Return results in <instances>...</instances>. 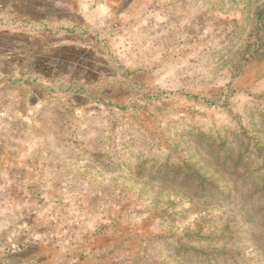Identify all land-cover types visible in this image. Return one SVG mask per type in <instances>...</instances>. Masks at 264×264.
Here are the masks:
<instances>
[{
  "label": "rangeland",
  "instance_id": "obj_1",
  "mask_svg": "<svg viewBox=\"0 0 264 264\" xmlns=\"http://www.w3.org/2000/svg\"><path fill=\"white\" fill-rule=\"evenodd\" d=\"M0 264H264V0H0Z\"/></svg>",
  "mask_w": 264,
  "mask_h": 264
}]
</instances>
